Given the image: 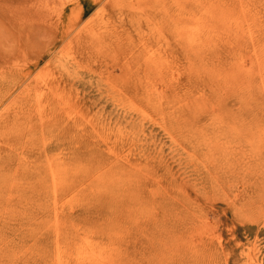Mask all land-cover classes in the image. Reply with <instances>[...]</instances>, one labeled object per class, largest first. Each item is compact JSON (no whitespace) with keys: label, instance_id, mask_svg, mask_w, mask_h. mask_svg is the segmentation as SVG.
<instances>
[{"label":"rangeland","instance_id":"obj_1","mask_svg":"<svg viewBox=\"0 0 264 264\" xmlns=\"http://www.w3.org/2000/svg\"><path fill=\"white\" fill-rule=\"evenodd\" d=\"M58 252L264 264V0H0V264Z\"/></svg>","mask_w":264,"mask_h":264},{"label":"bare ground","instance_id":"obj_2","mask_svg":"<svg viewBox=\"0 0 264 264\" xmlns=\"http://www.w3.org/2000/svg\"><path fill=\"white\" fill-rule=\"evenodd\" d=\"M207 41H209V38H205V43H207ZM77 188H81V185H80V184L77 185ZM51 227H53L54 230H57V229H58L57 232H59L58 221H54ZM30 232H31L32 234H34V232H32V231H30ZM62 254H63L62 252H58V253L55 254V256H54V264H61L60 261H61V259L63 258ZM61 256H62V257H61ZM82 263H83V262H76V263H74V264H82ZM63 264H71V263H70V260H69V259H66V258H65Z\"/></svg>","mask_w":264,"mask_h":264}]
</instances>
